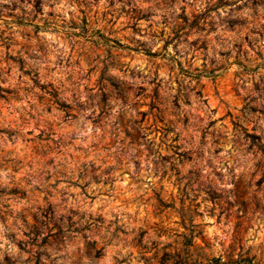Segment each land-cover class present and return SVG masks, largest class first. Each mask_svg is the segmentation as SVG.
I'll return each instance as SVG.
<instances>
[{
	"label": "clouds",
	"instance_id": "obj_1",
	"mask_svg": "<svg viewBox=\"0 0 264 264\" xmlns=\"http://www.w3.org/2000/svg\"><path fill=\"white\" fill-rule=\"evenodd\" d=\"M0 264H264V0H0Z\"/></svg>",
	"mask_w": 264,
	"mask_h": 264
}]
</instances>
